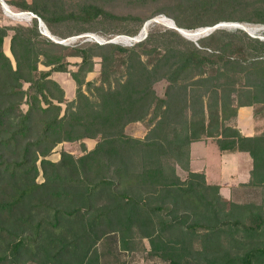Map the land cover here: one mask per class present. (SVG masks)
<instances>
[{
  "label": "trees",
  "instance_id": "trees-1",
  "mask_svg": "<svg viewBox=\"0 0 264 264\" xmlns=\"http://www.w3.org/2000/svg\"><path fill=\"white\" fill-rule=\"evenodd\" d=\"M19 7L52 33L53 22L106 14L90 5L81 15H65L51 0ZM34 21L0 26V264L26 257L99 264L98 242L135 228L167 264H264V204L231 203L226 211L219 187L190 170L191 145L215 138L221 151L251 156L246 188L264 196V132L246 137L235 125L240 108L254 107L257 118L256 106H264V55L236 41L200 49H162L149 37L129 47L64 45L45 38ZM10 33L15 64L3 50ZM71 58L81 60L77 71L69 69ZM97 62L100 78L87 81ZM52 72L70 73L77 84V99L65 111V92ZM160 81L168 83L165 98L154 88ZM149 117L144 139L127 133ZM84 139L97 140L96 148L79 158L62 152L59 162L48 159L59 144ZM153 198L160 203L152 206ZM229 235L246 248L243 254L230 257ZM195 239L204 240L203 250H189L186 241L194 248Z\"/></svg>",
  "mask_w": 264,
  "mask_h": 264
},
{
  "label": "rangeland",
  "instance_id": "rangeland-1",
  "mask_svg": "<svg viewBox=\"0 0 264 264\" xmlns=\"http://www.w3.org/2000/svg\"><path fill=\"white\" fill-rule=\"evenodd\" d=\"M25 1L32 2V0H0L1 27L31 26L33 21L37 20L34 19L29 24H20L8 17L9 8L16 11H25L19 7ZM51 2L55 3L65 15H81L83 8L90 5L100 7L106 12L105 15L89 21H82L80 18H76L63 23L53 22V33L45 22L42 21L49 37L64 45H66L64 42L73 44L88 41L87 37L89 36L106 41L118 39L117 44L129 47L138 42H128L124 38H136L140 33L138 35L135 34L142 30L141 34L143 32L146 34L147 32L146 38L149 37L152 46L162 49H191L193 47L200 49L203 48L202 46L217 48L221 47L224 42L236 41L245 45L249 53L264 55V0H51ZM35 15L38 16L37 14ZM164 19L171 21L174 27L166 25L163 21ZM215 22V25L209 26ZM37 23L39 31L42 34L43 28H41L38 20ZM197 24H207L208 26L194 30L187 28ZM42 35L50 39L48 36ZM189 36L192 37L190 38ZM11 37L12 33L5 38L3 50L15 64L10 49ZM69 61L71 63L69 69L77 71L81 60L71 58ZM40 69L49 71L51 68L41 65ZM100 73L101 63L97 62L94 71L88 74L86 80L91 81L98 77L100 78ZM52 78L60 84L65 92L66 102L62 105L63 111H65L67 103L77 99V84L70 73L52 72ZM25 87L27 88V85ZM167 87L168 83L166 81H160L154 86L157 95L161 98H165ZM83 90L86 92V87H83ZM22 109L26 111L27 106L23 105ZM256 112L257 129L261 131L260 133H263L264 106L257 105ZM228 123L234 125V120L231 119ZM149 127L150 117L143 123L131 124L127 129V133L132 137L144 139L149 132ZM97 144L98 141L95 139L63 142L51 152L48 159L53 162H59L62 152L70 153L74 157L79 158L86 154L85 149L87 152L92 151L96 148ZM210 155H212L211 152ZM212 161H214V158ZM38 165L40 175L37 181L43 183L45 179L41 163L39 162ZM200 165V162H196L193 170H199ZM177 173L183 180L189 176L188 172L179 166H177ZM263 200L264 196L261 191L249 188H239L231 200L220 197L221 205L226 211L231 210V203L264 204ZM159 203L155 198L151 200L152 206ZM241 235H237L236 237L240 238ZM167 237L173 242H185V240H181L182 238L177 235L172 236L169 234ZM186 242L189 250L194 249V251H197L204 249L203 245L205 243L202 239L193 240L194 248H190L189 242ZM224 242L225 248L230 253V257L243 254L246 250V248L240 249L236 245L237 242L230 235L224 239ZM246 242L245 240L243 241V243ZM95 252L98 256L99 264L168 263L159 255L154 254L150 241L143 238L137 228L132 231L108 233L98 242ZM12 264H48V262L44 258L31 259L30 257H26Z\"/></svg>",
  "mask_w": 264,
  "mask_h": 264
},
{
  "label": "crops",
  "instance_id": "crops-1",
  "mask_svg": "<svg viewBox=\"0 0 264 264\" xmlns=\"http://www.w3.org/2000/svg\"><path fill=\"white\" fill-rule=\"evenodd\" d=\"M235 125L246 137L261 132L257 129V118L252 107L238 110ZM196 162L201 165L199 170L194 171ZM253 166V160L248 153L221 151L215 138H205L191 145V171L203 173L207 183L218 186L221 197L227 200H231L239 188L245 189L250 183Z\"/></svg>",
  "mask_w": 264,
  "mask_h": 264
},
{
  "label": "built area",
  "instance_id": "built-area-1",
  "mask_svg": "<svg viewBox=\"0 0 264 264\" xmlns=\"http://www.w3.org/2000/svg\"><path fill=\"white\" fill-rule=\"evenodd\" d=\"M7 15H8V17L12 18L14 21H16L17 23H20V24H29L34 19H37L38 21L41 20L33 12H30V11H16V10H13L11 8L8 9ZM87 38H88L87 40L97 42L100 45L111 43V42L115 43V44L118 43V39H114V40H111V41H106V40H99V39H97L95 37H89V36ZM64 43L65 44H70L68 42H64Z\"/></svg>",
  "mask_w": 264,
  "mask_h": 264
},
{
  "label": "water",
  "instance_id": "water-1",
  "mask_svg": "<svg viewBox=\"0 0 264 264\" xmlns=\"http://www.w3.org/2000/svg\"><path fill=\"white\" fill-rule=\"evenodd\" d=\"M39 23H40V26H41V28H43V30L41 31L42 32V34H44L45 36H48L49 37V35H48V33H47V31L44 29V23L42 22V20H39ZM147 25V24H146ZM145 25V26H146ZM144 26V27H145ZM142 32V31H141ZM146 37H147V32H146V34L142 37L141 36V33L139 34V36L138 37H136V38H129L130 40H132V39H136L137 41H135V42H141V41H143L144 39H146ZM52 41H54V42H56V43H59V44H63V43H61V42H57V41H55V39H53V38H51V37H49ZM112 43V42H111Z\"/></svg>",
  "mask_w": 264,
  "mask_h": 264
},
{
  "label": "bare ground",
  "instance_id": "bare-ground-1",
  "mask_svg": "<svg viewBox=\"0 0 264 264\" xmlns=\"http://www.w3.org/2000/svg\"><path fill=\"white\" fill-rule=\"evenodd\" d=\"M2 2H3V1H2ZM4 6H5V5H4ZM5 8H6V6H5ZM163 21H164V23H165L166 25L168 24L170 27H174V25H173V23H172L171 21H169V20H167V19H164ZM163 21H162V22H163ZM198 32H199V31H198ZM144 35H145V34H144V32H143V33L141 34V36L143 37ZM186 36H187V35H186ZM189 37H190V36H189ZM191 37H192V36H191ZM191 37H190V38H191ZM193 37H194V36H193ZM124 39H125L126 41H128V42H129V41H130V42H131V41H132V42L137 41L136 39H132V40H130L129 38H124Z\"/></svg>",
  "mask_w": 264,
  "mask_h": 264
}]
</instances>
